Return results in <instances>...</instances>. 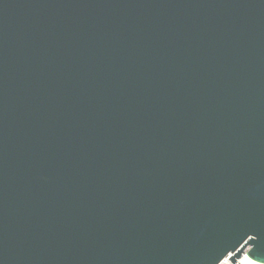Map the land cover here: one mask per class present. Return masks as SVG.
Returning a JSON list of instances; mask_svg holds the SVG:
<instances>
[{
	"label": "water",
	"instance_id": "95a60500",
	"mask_svg": "<svg viewBox=\"0 0 264 264\" xmlns=\"http://www.w3.org/2000/svg\"><path fill=\"white\" fill-rule=\"evenodd\" d=\"M264 264V0H0V264Z\"/></svg>",
	"mask_w": 264,
	"mask_h": 264
},
{
	"label": "bare ground",
	"instance_id": "6f19581e",
	"mask_svg": "<svg viewBox=\"0 0 264 264\" xmlns=\"http://www.w3.org/2000/svg\"><path fill=\"white\" fill-rule=\"evenodd\" d=\"M242 263H244V264H261V263L255 262V261L247 258L246 256L242 258Z\"/></svg>",
	"mask_w": 264,
	"mask_h": 264
},
{
	"label": "built area",
	"instance_id": "2783aa9c",
	"mask_svg": "<svg viewBox=\"0 0 264 264\" xmlns=\"http://www.w3.org/2000/svg\"><path fill=\"white\" fill-rule=\"evenodd\" d=\"M221 264H232L229 258H226ZM236 264H244L242 263V259H240Z\"/></svg>",
	"mask_w": 264,
	"mask_h": 264
}]
</instances>
